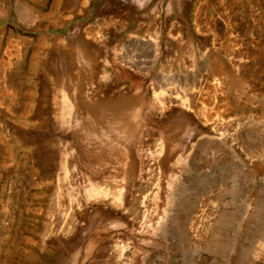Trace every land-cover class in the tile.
<instances>
[{"label":"rangeland","instance_id":"rangeland-1","mask_svg":"<svg viewBox=\"0 0 264 264\" xmlns=\"http://www.w3.org/2000/svg\"><path fill=\"white\" fill-rule=\"evenodd\" d=\"M263 108L264 0H0V264H264Z\"/></svg>","mask_w":264,"mask_h":264},{"label":"bare ground","instance_id":"bare-ground-1","mask_svg":"<svg viewBox=\"0 0 264 264\" xmlns=\"http://www.w3.org/2000/svg\"><path fill=\"white\" fill-rule=\"evenodd\" d=\"M76 57V56H75ZM77 59V58H76ZM77 61V60H76ZM77 102V101H76ZM93 101L92 100H87V102H86V104L85 103H83L84 105H86V107L87 108H90V107H93L92 106V103ZM105 102H97V104L94 106V107H96L97 108V113H98V115H105L106 113H109V107H108V104H104ZM82 108V107H81ZM264 109V108H263ZM79 110V109H78ZM264 111V110H263ZM89 112L91 113L92 111L91 110H89ZM116 114V113H115ZM98 115H97V117H98ZM139 115V114H138ZM129 118V117H128ZM139 118V117H138ZM137 111L135 112V111H133V112H131V121L133 122V123H135V122H137ZM116 123V122H115ZM123 123V122H122ZM121 123V121H119V124H116V125H110L109 126V130L111 131V132H121V131H123V128H124V126H123V124ZM125 123V122H124ZM111 124V123H110ZM136 125V124H135ZM127 126V125H126ZM127 129V128H126ZM105 133V132H104ZM132 134V133H131ZM118 135V134H117ZM122 136V135H121ZM120 136V137H121ZM118 137H119V135H118ZM116 138H117V136H116ZM118 139V138H117ZM114 143V142H113ZM101 154H99V152H96V153H94V151L93 152H91L90 154H88V157H87V159L89 160V159H93V158H98L99 156H100Z\"/></svg>","mask_w":264,"mask_h":264}]
</instances>
